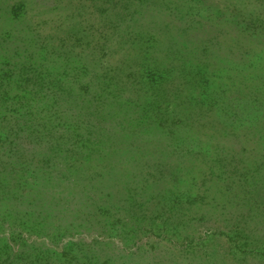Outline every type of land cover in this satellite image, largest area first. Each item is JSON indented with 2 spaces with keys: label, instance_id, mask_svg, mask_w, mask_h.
Listing matches in <instances>:
<instances>
[{
  "label": "trees",
  "instance_id": "1",
  "mask_svg": "<svg viewBox=\"0 0 264 264\" xmlns=\"http://www.w3.org/2000/svg\"><path fill=\"white\" fill-rule=\"evenodd\" d=\"M117 3L125 27L92 47L80 43L89 34L71 39L76 24L58 29L59 43L17 35L22 4L0 16L11 22L0 38L17 36L13 49L0 43V264H142L84 243L58 251L56 240L74 220L148 229L152 207L175 225L232 208L264 230V58L250 35L264 37V4L233 29L212 14L200 24L180 0ZM78 46L90 57L68 58ZM225 102L240 121L224 119ZM215 256L168 259L228 263Z\"/></svg>",
  "mask_w": 264,
  "mask_h": 264
},
{
  "label": "rangeland",
  "instance_id": "2",
  "mask_svg": "<svg viewBox=\"0 0 264 264\" xmlns=\"http://www.w3.org/2000/svg\"><path fill=\"white\" fill-rule=\"evenodd\" d=\"M180 1L184 9H189L188 7L190 6L195 8L193 11L196 17L194 16L193 18L200 24L206 19L205 17L212 14L216 17L218 16L219 19L222 18L218 20L221 25L216 22L217 26L224 25L226 28L231 27L233 29H237V26L242 27L244 23L242 22V17H247L249 14L252 15H250L251 17H255L264 4V0ZM19 4H22L23 7L20 11V20H18L21 24L17 25L21 31H17V35H19V32L23 33L22 29L27 28L30 29V33L37 34L40 40L48 41L49 39L53 41L54 39L55 43H59L57 41L58 36L55 34L62 36L63 33L58 29H63L65 25L70 28V25L76 24L73 26L75 28L80 26V29L78 28L76 32H73L74 35L71 39L78 40V37H82L85 33L89 34V39L87 38L88 40H83L80 43L82 44L81 46L92 47V45H99L100 43L108 44L106 39L111 36L114 25L117 24L121 28L125 27V19L116 20L119 14L117 0H0L1 19L5 13H10L12 8L15 9ZM127 12H132V8ZM200 16L205 17L203 19ZM10 24V20H4L0 28L8 29L6 26H10ZM1 31L0 29V33ZM250 32V35L257 42V51L264 58V37L259 35L256 40L257 37L256 35L254 36V31ZM48 35L53 38L47 37ZM15 38H17L15 34H12L7 39L1 36L0 43L3 47L13 49L10 46ZM259 39L260 41H258ZM109 42L113 43L114 41ZM81 49L82 47L79 46L71 48L68 58H73L76 55H83L89 58V54L86 56L78 53H87L88 49ZM5 55L9 56V51L5 52ZM10 55L13 57L12 52H10ZM28 55L29 52L25 51L23 54L24 61ZM19 66L18 68L10 66V69L17 74L22 73ZM97 88L98 92L101 93L102 100L114 103L115 92L113 89L111 90V88L100 81ZM117 105L116 109L123 111ZM108 106L107 108H111V106ZM223 107L228 108L225 111L226 116H223L224 119L234 122L240 121L242 115L235 108H232L235 109L233 115V112L229 109V104L225 102ZM86 197H81V202L86 203ZM99 197H97L98 200H100ZM151 211L154 213L153 217H156L154 220L150 219L153 224H150L148 229H140L138 231L128 225L121 230L118 225L110 224L113 221L106 222L108 223L106 225L109 226L94 224L80 219V221L74 220L70 224L67 221L65 223L69 232L68 236H66L65 232V235L63 233V237H65L63 240H56L57 249L58 251H64L65 246H68L69 243H84L92 246L94 250L102 248L110 252L133 254L134 257L139 259L144 256V259L147 258L148 261L142 262V264H169L168 257L170 258L171 255L183 256L185 260L195 259L198 261L209 257L215 263L216 254L225 256L224 260L228 262L227 264H264L263 228L250 227V230H248L243 219L240 216H235L237 212L234 215L232 214L234 212L232 208L223 210L209 209L203 214L204 216L201 215L196 220L186 215L183 218L184 221H179L176 225L174 219L162 215L157 208L152 207ZM6 234H8V230ZM130 237L132 241H130ZM49 242L46 240L48 245H50ZM14 246L17 247V245ZM54 256L59 259L57 254Z\"/></svg>",
  "mask_w": 264,
  "mask_h": 264
}]
</instances>
